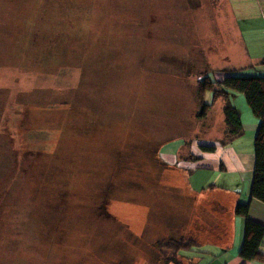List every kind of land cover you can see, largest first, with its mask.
I'll return each mask as SVG.
<instances>
[{
    "label": "rangeland",
    "instance_id": "374dc122",
    "mask_svg": "<svg viewBox=\"0 0 264 264\" xmlns=\"http://www.w3.org/2000/svg\"><path fill=\"white\" fill-rule=\"evenodd\" d=\"M196 16L197 0H0V264H173L189 202L161 150L222 132L198 116Z\"/></svg>",
    "mask_w": 264,
    "mask_h": 264
},
{
    "label": "crops",
    "instance_id": "0c3cea01",
    "mask_svg": "<svg viewBox=\"0 0 264 264\" xmlns=\"http://www.w3.org/2000/svg\"><path fill=\"white\" fill-rule=\"evenodd\" d=\"M197 19L187 50L191 44L197 51V68H203V77L219 83L235 74L264 77V0H197ZM216 72H222L221 77ZM210 100L211 94L206 93L203 103ZM229 103L240 116V137L226 144L221 136L198 137L187 146L177 142L170 152L166 145L161 150L163 162L176 167H171L173 174L189 202L183 224L186 233L172 240L198 245L178 253L182 264H264V233L258 249L262 259L239 256L245 217L235 213L237 205L246 206L247 219L264 227V204L250 198L259 120L242 95H231ZM224 106L225 101L218 100L209 109L221 115L222 132ZM190 155L194 159L189 160Z\"/></svg>",
    "mask_w": 264,
    "mask_h": 264
},
{
    "label": "trees",
    "instance_id": "16d2710c",
    "mask_svg": "<svg viewBox=\"0 0 264 264\" xmlns=\"http://www.w3.org/2000/svg\"><path fill=\"white\" fill-rule=\"evenodd\" d=\"M197 99L199 101L201 111L199 117H203L218 100H224L223 108L225 130L221 134L223 144L240 137L242 133L241 121L238 111L229 103L230 96L240 94L244 97L247 106L252 115L259 120V128L253 141L254 147V168L253 178L250 188V198L255 199L264 204V77L261 75L250 76H227L222 82H214L208 77H204L197 84ZM206 93L211 94L209 104H204L203 99ZM187 146V144H185ZM208 149V148H207ZM189 160L194 159L188 156ZM237 215L245 217L244 236L239 256L245 260H260L262 256L259 254L261 238L264 233V227L247 219V207L237 205L235 209ZM198 246L193 241L168 240L164 242V253H170L166 262L173 264H182V258L178 255L180 251H187Z\"/></svg>",
    "mask_w": 264,
    "mask_h": 264
}]
</instances>
